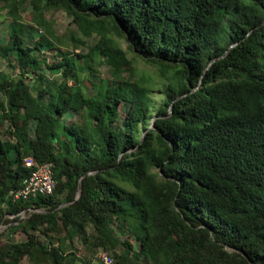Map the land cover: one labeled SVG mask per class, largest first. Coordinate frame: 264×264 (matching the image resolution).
<instances>
[{"label":"trees","instance_id":"16d2710c","mask_svg":"<svg viewBox=\"0 0 264 264\" xmlns=\"http://www.w3.org/2000/svg\"><path fill=\"white\" fill-rule=\"evenodd\" d=\"M1 1L0 57L19 70L0 69V224L26 238L0 239V264H92L74 239L117 264H264V0H28L40 36L27 0ZM54 8L85 52L58 48ZM27 156L55 189L14 200Z\"/></svg>","mask_w":264,"mask_h":264},{"label":"rangeland","instance_id":"374dc122","mask_svg":"<svg viewBox=\"0 0 264 264\" xmlns=\"http://www.w3.org/2000/svg\"><path fill=\"white\" fill-rule=\"evenodd\" d=\"M28 1V0H27ZM5 4V2L1 1L0 2V43H4L6 38L8 37V35L6 34V27H7V23L9 22L10 18H8L6 16V9L3 7V5ZM30 1L26 2L25 5H23V7L21 8V15L23 17V20L27 22H29V24H31L34 28V34L36 36H40L41 34L44 33L43 29L40 27H37L33 22L31 17H32V11H31V6H30ZM44 17L47 21H49L52 25H51V29L53 30L54 34H57L60 39L62 40L63 44H57L58 48H62L64 50H67L69 52H85L87 50L86 46H79L77 47L75 44L73 45L71 39H70V32H73L77 37H80L81 39H85V42L90 43V41L84 37L81 36V34H79L78 32H76L75 29V25L70 22L71 18L67 15V13L63 10V9H49L46 10L44 12ZM125 38H120L119 42L120 45L126 50L128 57H130L133 61V63L138 67L140 73L143 72V74L147 77H152L153 80L159 81L158 76H157V67H155L154 65L146 62L144 59H142L141 57L137 56L136 53H134L133 51H131L128 46H127V42L124 40ZM57 53V52H56ZM43 54H39V56H42ZM46 57H47V61L49 63H51L52 61H57L59 58L56 56V54H54L53 52L49 51L48 53L46 52ZM54 61V62H55ZM0 69H2L5 72H9L11 73L13 76H17L18 75V67H11L7 64V62L2 59L0 57ZM44 72L46 73V76L48 78H53V79H60V73H57L55 71H48V69H46ZM109 70L107 66H102L100 67V72L98 73L99 77H109ZM83 78H86V75L83 74L82 75ZM31 84L33 83L31 77L28 78V80ZM73 81V79L69 80V83H71ZM84 82L86 83V80H84ZM87 84V83H86ZM160 85L159 84H155L153 85V90L151 92V97L152 99H155L156 104H159L161 102V92H160ZM90 90V89H89ZM35 93V92H34ZM75 116H72L69 119H74ZM5 125L3 127H1V132L2 135L1 137L3 139L7 138V132H4L5 129ZM38 211H42L41 209H35ZM32 211V210H31ZM29 211V212H31ZM26 214V213H25ZM24 214V216H25ZM23 216V217H24ZM11 217V216H9ZM8 217V218H9ZM22 217V215H21ZM9 230V225L8 223H3L0 224V239L2 241H6L7 239L13 240V241H18L21 242L22 240H24L26 238L24 232H19V233H12ZM64 233H58V234H54L53 238H55L56 240L59 237H62ZM59 241H56L55 243L57 244ZM68 243V241H67ZM73 244L76 245L78 248L77 250H74L77 255L81 258H86L87 260H90L92 264H97L99 263L97 260V253L100 251V249H94L93 251H88L87 249H85V247L83 246V244H80V242L78 241V239H74ZM68 251H73L72 248L68 247ZM111 256L112 253L110 251H107ZM22 264H32L30 263L27 259H23Z\"/></svg>","mask_w":264,"mask_h":264},{"label":"built area","instance_id":"2783aa9c","mask_svg":"<svg viewBox=\"0 0 264 264\" xmlns=\"http://www.w3.org/2000/svg\"><path fill=\"white\" fill-rule=\"evenodd\" d=\"M24 165L31 169L29 175L24 179L22 187L10 191V197L14 200L29 199L37 195H48L55 189V179L53 178V165L49 162L37 163L31 156L24 158ZM37 211L29 209V211ZM26 210L19 214L21 219ZM22 215V217H21ZM97 260L103 264H117L115 259L105 251L100 250L97 253Z\"/></svg>","mask_w":264,"mask_h":264},{"label":"water","instance_id":"95a60500","mask_svg":"<svg viewBox=\"0 0 264 264\" xmlns=\"http://www.w3.org/2000/svg\"><path fill=\"white\" fill-rule=\"evenodd\" d=\"M79 187H80V182H79ZM79 187H78V190H77L76 199L79 198V197H78V196H79V192H80Z\"/></svg>","mask_w":264,"mask_h":264}]
</instances>
